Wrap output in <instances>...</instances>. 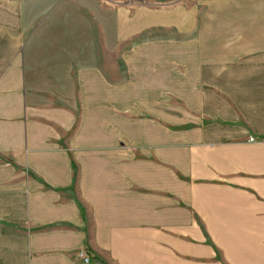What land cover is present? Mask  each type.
Returning a JSON list of instances; mask_svg holds the SVG:
<instances>
[{
  "label": "crops",
  "instance_id": "0c3cea01",
  "mask_svg": "<svg viewBox=\"0 0 264 264\" xmlns=\"http://www.w3.org/2000/svg\"><path fill=\"white\" fill-rule=\"evenodd\" d=\"M118 23L68 76L0 8V264H264V0Z\"/></svg>",
  "mask_w": 264,
  "mask_h": 264
},
{
  "label": "rangeland",
  "instance_id": "374dc122",
  "mask_svg": "<svg viewBox=\"0 0 264 264\" xmlns=\"http://www.w3.org/2000/svg\"><path fill=\"white\" fill-rule=\"evenodd\" d=\"M197 0H0V8L18 5L23 19L35 23L30 27L31 60L34 65L46 66L51 73L58 67L66 68L86 64H100L109 57L110 66L121 65L120 52L133 45V37L119 43V15L132 18L136 10L173 9L182 3ZM147 38L139 36L138 40ZM42 53V54H41ZM40 54V55H39ZM69 76V75H68ZM67 76V77H68ZM66 77V78H67ZM53 84V83H52ZM47 95L59 98L55 84Z\"/></svg>",
  "mask_w": 264,
  "mask_h": 264
},
{
  "label": "built area",
  "instance_id": "2783aa9c",
  "mask_svg": "<svg viewBox=\"0 0 264 264\" xmlns=\"http://www.w3.org/2000/svg\"><path fill=\"white\" fill-rule=\"evenodd\" d=\"M249 141L253 142L254 138H249ZM79 258H81L85 263L89 262V260H90V256L86 250H81L79 252Z\"/></svg>",
  "mask_w": 264,
  "mask_h": 264
}]
</instances>
